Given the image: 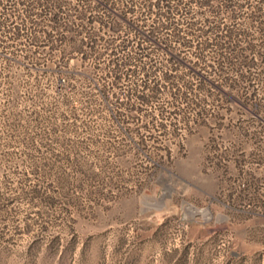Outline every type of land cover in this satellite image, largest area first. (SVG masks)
I'll use <instances>...</instances> for the list:
<instances>
[{
	"label": "rangeland",
	"instance_id": "rangeland-1",
	"mask_svg": "<svg viewBox=\"0 0 264 264\" xmlns=\"http://www.w3.org/2000/svg\"><path fill=\"white\" fill-rule=\"evenodd\" d=\"M1 10L0 264H264V51L208 81L126 26L120 72Z\"/></svg>",
	"mask_w": 264,
	"mask_h": 264
},
{
	"label": "trees",
	"instance_id": "trees-1",
	"mask_svg": "<svg viewBox=\"0 0 264 264\" xmlns=\"http://www.w3.org/2000/svg\"><path fill=\"white\" fill-rule=\"evenodd\" d=\"M141 1V13L135 0H0V5L3 9L22 8L27 20L47 22L52 31L62 28V40L83 57L97 53V47H101L97 57L110 61L120 72L131 64V56L129 58L125 53L132 40L122 34V30L127 31L123 28L126 26L137 30L136 45L143 44L138 32H147L156 42L166 44L177 61L190 63L193 70L203 72V78L208 81L213 73L208 65L202 64V60L211 51L216 49L223 62H233L232 54L244 56L247 49L254 54L258 50L264 51L261 37L264 35V0ZM2 11L0 26L4 16ZM151 18L157 24L150 26L148 20ZM251 30L256 39L253 37L244 46L245 36ZM98 32L102 33L100 37ZM164 35L166 37H162ZM46 38L49 39V35ZM99 39L101 46L98 45ZM140 53L141 56L149 54L143 50ZM244 60L251 63L247 58ZM149 64L153 68L151 62ZM171 70L176 69H169L164 75L166 80L173 75ZM119 76L117 74L116 78ZM223 85L230 89L239 88L235 81L229 84L224 80L220 86ZM228 95L232 96L233 91H228ZM137 98L142 102L146 99L144 95Z\"/></svg>",
	"mask_w": 264,
	"mask_h": 264
}]
</instances>
